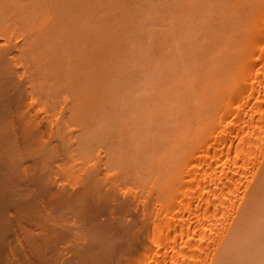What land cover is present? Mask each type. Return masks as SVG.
Segmentation results:
<instances>
[{
  "label": "bare ground",
  "instance_id": "6f19581e",
  "mask_svg": "<svg viewBox=\"0 0 264 264\" xmlns=\"http://www.w3.org/2000/svg\"><path fill=\"white\" fill-rule=\"evenodd\" d=\"M193 1L197 2V0H193ZM227 1L222 4L224 5L228 3L227 5H225L226 7L222 6V8H225L227 10L221 11L225 13L223 16H221L222 18L220 17L219 21L217 20L219 18L217 14H216L217 16H211L213 13H210L209 10H208L209 12L207 11V8L209 9V7L212 4H215L213 0H206L205 2L203 1L204 6L206 5L205 4L206 2L208 4H211L209 6H206V8L203 7L204 10L206 9L205 13L207 11V13L210 14L209 16H211L210 17L211 20H209L208 17L207 18L205 17L207 21L208 20L210 21V23L209 21L208 23L212 24L211 22L213 21L212 18H216L215 20L219 22V23L218 22L216 23L218 24V26L220 25L219 26L220 28L217 27L216 26L217 24L215 25V23L213 22L214 25L212 26L210 25L212 27L211 28L212 31H210L209 29L210 32L207 33L205 31L207 29L206 27L205 30L204 29L202 30L205 32V34L200 35L202 37L197 36L200 34V32H202L200 31L199 34L197 33V30L199 29L197 25L199 24L201 27V22L199 21H201L202 19H201V15L198 13L201 19L198 21V15L196 14L197 15L196 17L194 14L197 12V10H195L196 12L193 10L194 12H191L192 13L191 15H194V16L190 15L192 19L191 18L188 19L187 15H184L186 16L188 20L186 21L191 23L190 25L186 23L188 24L187 31L184 30V28H182L183 31L180 37H178L177 35L178 33H180L179 31L180 28L178 31L176 30L177 33L173 31V33L175 32L174 34H176V36L178 37L177 38L175 36L176 37L175 40H177L178 42L175 41L173 43L172 41L174 40L173 39L174 37L172 36L174 35H172V32L170 30L168 33L170 34L171 32V35H172V36L170 35V37L168 38L169 40L170 38L172 40V41L170 40L172 44L169 42V45H171V47L169 46L168 48V49L171 48L170 50L172 52V56L170 57L172 58L175 55H178L177 54L178 52L175 53V55L173 53L176 52L177 51L176 49H178L179 47L180 49H182V47L184 49H186V47H191V49L189 48L190 50L188 48L187 50L190 51V53L192 54L194 51L199 52V50L203 49V48L200 49V47H204L208 50L207 52L203 50L197 55L194 53L191 56L193 58L192 59L193 63L191 62V59L190 60L184 59V56L187 58L190 56L189 52H186L187 54L184 53V55L182 54L178 55V56L183 57L185 61L182 58L181 60L183 61H181L178 57L176 58V56L173 58L174 61L180 60L186 66L187 64L189 65L191 63L193 67L194 66L196 67V68H193L194 72L198 71L197 69H200V68L202 69L204 65H206L205 61L203 62V60H205L206 57H207L206 58L207 61L209 60L208 56H210L211 53L214 52V50L212 49L218 48L220 46L225 49V52L227 51V53L225 54H227L228 56V62L226 63L225 66L223 65L224 67L219 65V68H220L219 72L222 71L220 73L222 74L221 76H219L218 74L217 75L215 74L216 71L219 69L217 66L218 64L213 65V62L211 60V59H214L215 55L217 54L216 51H215L216 54L213 53L210 56L211 62L209 64H212L210 66H213V68L212 69L210 68V70L215 71L217 69L215 73L214 71L212 73L216 75V76L214 75L215 77L212 76L213 77L212 80L214 82L211 80V78H209L212 75L210 73H209L210 75L208 74L209 70L207 69V67L209 65L207 67L205 66L206 70L202 69L205 71L199 70V73L196 72L195 74L196 76L193 75L194 73L192 74L191 72H188L189 69H191L192 67L189 68L187 66L188 73L184 72V74L185 75L192 74L193 77H190L188 75L190 78H187V80L183 81L182 77L185 78V76H182L183 69L181 70L182 73L179 72L178 70L180 68L178 69L175 68L177 71L173 70V68L170 69L176 63V62L173 63L174 62L173 60L171 62L173 63L172 66H170L171 65L170 62H169L170 64L167 63V65L170 66L169 68L170 70L168 69L166 70V67H169V66L165 65L164 62L167 59L169 60L170 57L168 56L169 58L167 59L165 58L166 60H164V57H167V52H169L168 50H166V52L164 51L165 54H163V52L158 53L160 55V58L156 61V63L155 61L154 62L152 61L154 59L152 57L153 59L151 61L153 62V64H157L158 67L155 66L157 68L155 69L153 68L154 65L151 64L152 66L151 68L154 69L158 77L160 76V74L161 76L162 75L164 76L165 74L169 77L171 74V71L173 72L176 71L174 72L175 74L172 72L171 74L172 79L173 77L174 79L175 78L180 79L181 77L179 81L183 83L182 85L181 84L179 85V83L177 82L179 87L182 86L180 89L177 88L181 90V93H182L181 94L180 91L178 90L179 97L181 94L182 99L181 98H180L181 100L179 99L181 102L179 103V101L178 102L176 101V98L178 96L175 98V100L174 98L172 99L174 102L176 101L175 104L177 105H175L174 102L170 100L171 97L169 98V100L171 101V103L169 102V104L175 105V106L179 105V106L173 110L172 109L173 107L171 105L166 104L167 107L163 108L164 113L166 111L165 115L167 116L168 114V116H170V119L169 117H165L163 111L160 110L162 111L164 115V117L163 115H161L162 120L163 118H166V119L168 118L169 120L168 119H167L168 121L163 120L162 122L161 120H159L160 114L158 113L157 116L154 114L153 117L155 118L156 121H154V119L152 120L154 121V123L156 122L155 124L157 125L151 124V122L149 121L150 123L149 127L154 126L155 128V126H157L154 131L155 133L156 132L158 133L153 134L151 132V134L153 135H150L151 137L149 136V138L147 136L146 139L144 138L145 137L144 136L142 139H143V142L147 141V143L145 144H143L141 139H138L140 143L142 142L141 144L146 145L145 146L146 148L150 147L148 148V150L150 149L149 150L150 153L145 150L146 149L145 147H141V149L139 148L140 150L144 149L147 153L150 154V156L149 155L147 156L146 153L141 155L142 153H139L140 150L139 151L137 150L138 146L139 147L142 146L139 142H137V144L139 145L133 144L134 136L132 138L128 137L130 135L132 136V134L133 135L137 134L138 136L136 137V139L138 137L140 138L142 134L139 136L140 134L139 131L141 132V130H143V127L148 128V122H147L148 118L146 119L147 112L144 113V110H145L144 108H146L145 104L147 105V103L144 102V106H143L144 108L143 110H140V101L132 99L133 98L132 94L135 93V92L134 93L132 92L136 90V88L134 90L126 88L129 91L132 90L130 92V94L132 95V98L130 97L131 96L130 94L129 96L127 93H125L127 94L125 95L126 97H124L123 99L120 98L122 99V102L119 99L117 100L115 99V98H119L120 96L119 94H118L119 96L117 97L116 94L113 93L112 95H115L116 96L115 98L114 96L113 97L110 96L111 89L109 88L110 87L112 88V86L109 87L107 83L111 81L109 80L110 78L108 75L113 72L111 68H110L111 70L108 69L109 71H111V73L108 70L103 69L104 63L109 62L106 59L108 62L105 61L103 63L104 56L99 57V60L101 58L102 61L100 60V63L98 64H100L102 68H100L101 66L97 64V62L99 61L97 60L96 64L98 65V67L95 66L94 70H92V68L94 67L92 64L91 72L95 71L97 78L98 76L99 78L100 76H102L104 79L107 78L106 80H103L102 78H100V80L102 79V81H100V80H97V78L95 77V79L99 82V86L101 85V87H104V89H106L104 91L108 93L110 90L109 92L110 95L109 93L105 94L106 92L100 89L101 87L98 86V82L94 78L93 80L91 79L92 75L89 76V81L87 78L84 79L90 84H88L87 82H85L86 84H84V82H81V83L78 82L81 85L76 84L78 79H75V78H79L81 74L84 76L85 74L83 73L89 70H87V67H86V70L83 69V65L81 69H79L80 68L79 66V68L76 70L77 64L76 66L73 65V61L77 60V59L76 60L73 59V56L75 58L77 54L76 55H73V54H75L78 49L76 50L74 48L76 51L73 54L71 52L72 51L71 49L74 45H76L75 43L77 42L74 39L73 40L75 41V43L74 41L72 42L71 40L70 42L72 44L74 43L72 45L71 43L68 42L69 39H67L71 37L63 38V36L64 37L66 36L65 33H63V31H67V30L61 26L60 22H62V20H59V18L57 19L56 17L57 15L59 16L60 12H57L58 13L57 15L54 12L58 10V9H55L56 7H54V5L56 4L54 0L51 1L53 5L48 3L51 9H53L52 12L54 13L51 12V9L48 5L45 6L47 8V11H46V9L44 8V5H45L44 3H46V1L44 0H42V3L44 2L43 8L41 6L42 3H40L41 1L39 2L40 7L36 5L34 6V7H37V9L35 8V10L37 11H39L38 9L42 8L40 9V11L42 10L43 12V9H45L47 13L46 12L44 14L41 13L44 16V18L40 14L37 15L38 13H40V11L37 14H36V11H34L35 13H33V11H26V12L24 11L23 13H26V14L27 13L29 14L30 12L29 16L28 14L27 15L25 14L26 16H28V17H25V15L21 12L24 8L22 7L20 0H19L20 4H18V0H0V7H1L0 9L5 11L4 12L0 10V264H264V223L260 224L257 227L258 228L257 233L252 231L253 238H254L253 240H247V241L243 240V234L245 233L247 225L249 224L252 214H253L254 201L258 199L262 191V185L264 181V0H227ZM116 2H119V0L118 1L116 0ZM39 3L37 4L39 5ZM115 3H112V4L114 5ZM198 3L194 4L195 7L197 5V7L194 9L199 8ZM218 3H222L221 0L218 1ZM119 4L120 3L115 5L116 8L114 9V11L111 9V14H112V11L114 13L116 10H118ZM8 5L13 7L14 10L12 9V12L9 10L11 7L9 8ZM117 5H118V8H117ZM216 5L218 4L216 3ZM58 6H60V4ZM109 6L106 5L107 9ZM192 6H190L191 8L189 9H193ZM48 9H50V12ZM90 9L88 11H85L87 16L89 15L90 12H92L90 11ZM201 9L202 8H200V10ZM220 9L218 10V12H220ZM92 10L95 11L93 8ZM105 10L106 9H103V13H105ZM204 10L202 12L200 11V13H203V16H206V14L204 13ZM8 11H10L11 14ZM212 11H214V9H212ZM31 12H32V16L34 15V18H35L34 20H36V22H33L34 20L32 22L30 21L29 17L31 16ZM108 12L110 14V10L106 11V13ZM4 13L8 20L7 19L5 20V17L3 16ZM12 13L14 14L12 15ZM92 13L94 14V12ZM154 13H156V11ZM161 13L163 12L161 11ZM35 14L37 15V17H35ZM52 14H53V17L55 18L52 17ZM93 14L90 16H93ZM32 16L31 18H33ZM38 16H41V18L40 17L38 18ZM46 16L48 17L50 16L49 17L50 20L57 19V21L54 20V23H52L53 21H46L48 19V17L47 19H45ZM23 18L24 20H22ZM25 18H27L28 21L25 20ZM41 19H43V22ZM95 19L97 20V18ZM172 19L171 20L174 21L175 18H172ZM206 19L204 21H206ZM39 20H40L39 23L42 22L41 24H44L46 21V25L45 24L40 25L38 23ZM106 20H107V17H106ZM55 21L57 22L56 24L60 23L59 27L58 25L56 26ZM105 21L103 19L100 22L104 23ZM48 22L49 23L51 22L49 26L50 28L52 24L53 25L55 24L54 25L55 27L53 26L54 29L58 27V29H56L57 32L59 31V29L62 30V28H64L65 30L63 29L62 32L60 31L59 32L60 34L59 33L57 34V32L54 33L55 32L54 29L53 30L49 29L50 30L49 31ZM130 22L133 23L134 21H130ZM101 23L96 25L97 27L96 30L100 31L99 33L102 36L101 40H103L104 42L106 41L105 44L108 45V48L111 45V43L108 41L110 40V37H111L112 42H113L112 38L114 39V42H115V39L117 38L115 43L125 41L124 40L125 37L120 39V37L123 35L121 32H120L121 36H119L120 33H118L117 37H115L114 34L112 35L108 34L109 36L106 35L108 33L107 32L108 28L106 27L108 24V20L104 23V25L103 23L101 25ZM194 23H196L197 25ZM118 24L119 22L117 23V26H119ZM38 25H40V27ZM155 25H157L156 22L154 24V27ZM41 26H43V29L45 30V33L42 31L43 34L45 35H48L46 33L54 31L52 32V34L49 33L51 34L50 36H52L53 33L57 34L58 36L60 35L62 36V37L60 36V39L59 38L58 39L56 38V39L59 40V43H61V45L63 42L68 45V46L66 45V49L68 47L67 52L69 55H67V52H66V55L69 58L71 56L70 59L71 60L73 59L72 61L70 59L67 60L66 58L68 57L65 54L61 53V50H63V52L64 50H66L65 47L62 48L61 46L60 51L58 50L59 53L63 54V57L62 56L59 57V55L61 54L53 53L51 49L53 46L49 45L50 42H48L49 40H51L50 39L51 37L48 38L45 35H41L42 34V32L40 31V29H42ZM46 26H47V31L49 32L46 31V28H45ZM132 26L134 25L132 24ZM194 27H196L197 29L195 28L196 29L195 30ZM76 29L73 28L74 31H76ZM102 29L104 31L106 30V33H104ZM120 29L122 28L120 27ZM166 29H169V28H166ZM194 30L196 31L195 33H197V35L194 33L196 36L195 35L193 36H195L196 39H193V38L192 39L197 40L199 39V37L200 39L198 40V42L197 41L194 42L192 40L193 41L192 43V41L187 38H189L188 37L189 32L191 31L190 34H193L192 32H194ZM34 31H35V34H34ZM36 31L39 34H37ZM77 31H76V34H79L78 35V39H79V36L81 37L79 33L80 31L79 32ZM70 33L67 31V34H70ZM100 34L98 36L95 35V39H98V37H101ZM39 35L42 37L43 40H40L41 37ZM57 35L55 36L57 37ZM182 35H186L187 38ZM36 36H39L40 38ZM167 36L168 35L166 34V37ZM190 36L193 37L192 35ZM62 39L63 41H60ZM78 39L77 41L80 42ZM135 39H134V43L136 42ZM185 39L191 42L189 43V41L187 42ZM44 40H47V41L44 42ZM98 40H100V38ZM103 41L101 42L103 43ZM144 41H145V38H144ZM164 41H165V38H164ZM159 42H161V38ZM102 43L99 45L98 43L97 45L94 44L93 47L96 46L97 48L96 47L95 48L97 50L94 49L93 47H90V46L88 47L92 48L91 50H95L98 52L100 51V54H101V51H103L104 48L107 47L104 45L105 47H103L101 50L100 45L103 46ZM161 43H164V42H161ZM178 43H179V46H178ZM197 43H201V44L198 45ZM69 44L71 45V47L69 46ZM188 44L190 45L188 46ZM90 45L92 46L93 44H90ZM41 46L42 47L44 46V47L41 49ZM141 46H144V45L142 44ZM121 47L122 45H119L117 48V51L115 52L114 50V54L116 55V58H115V55L113 53L111 54L110 52V51H113V49L110 50L109 48L110 51L106 50L107 52L111 54L109 55L106 52L107 56L109 55L111 59L108 57L106 58L110 60L114 58L115 60L113 59L112 61L114 63H119L121 60L120 61L117 60V58L119 57L118 49H120ZM220 47L217 49V51L221 49ZM197 48H199V50ZM39 49L41 51H43V49H46V50H44L43 51L44 53H42ZM126 49H124V51ZM162 49H165V48L163 47ZM172 49H174V52L172 51ZM129 50L127 49L128 52ZM160 50H161V47H160ZM85 51H86V48H85ZM49 52L51 54L52 53L55 54L56 56L58 54L57 57L61 58L59 60L60 63L58 62L57 66L55 64L57 57L54 56L56 57L55 58L56 60L53 59L51 57L52 55H48ZM54 52H57L55 51V48H54ZM93 52H91L92 55L95 54V52L94 53ZM134 52L132 51L131 53H134ZM153 52L157 56V53L155 51ZM219 52H222V51L219 50L218 53ZM160 53L166 56L161 57ZM143 54H145V52ZM79 55L80 56L82 55L81 52L80 54L78 52V58H79ZM98 55L96 54L95 56H98ZM102 55L104 54L102 53ZM150 55H148V57L152 56ZM88 56H91L90 52ZM88 56H85V59ZM49 58L50 59L52 58L51 59L52 61H50ZM62 58H65V59L63 60ZM143 58L145 59V57ZM218 58L216 57V60ZM96 59L97 58H95V60ZM133 60L134 58L130 61L133 62ZM186 60L190 61V63L188 62L185 64ZM80 61L84 64V61L82 60ZM85 61H86V64L84 65L86 66L87 64L91 65V63H94V62L89 63L87 60ZM124 61H126V59H124ZM124 61L122 59L123 63ZM201 61L202 63H200ZM51 62L55 64V68H57V70L54 69V66H52L53 63L51 65ZM77 62L78 61H76V63ZM125 63H128V62H125ZM61 64H63V66ZM106 65L104 66V68H107ZM109 65L113 67L112 62ZM178 65L177 66L175 65V66L179 67ZM186 66L184 67L186 68ZM66 67H68L70 70L67 69ZM129 67L131 66H128V69ZM97 68H100L101 72L102 70L103 71L106 70V71L101 73L100 70H98ZM134 68L132 67L131 69H134ZM96 69L98 70L99 73H97ZM128 69H126V71H130L131 73V70H128ZM135 69L137 70V68ZM79 70H82V73ZM121 70H123V68H121ZM68 71H69V74H67ZM72 71L73 72L75 71L76 73L77 71L78 73L80 72L79 74H76V76L77 75H80V76L74 78V76L71 74ZM107 71L109 74L107 73ZM183 71H186V70H183ZM202 72L203 74L201 75ZM205 72H206L207 77L209 76L208 78L206 76H203L205 75L204 74ZM87 73L88 72H86V75ZM120 73H118V75ZM128 73L124 72L123 73L124 77H126V74L127 76L131 77L130 73L129 75ZM137 73H135L134 75H136ZM148 73H151V72H148ZM102 74L103 75L108 74V75H105L106 76L105 77ZM123 74L121 73L119 76H121L122 78ZM143 74L145 76V73H141L142 76ZM197 74L198 75L200 74L202 78L205 77L208 80V81L203 80V83L205 84L206 82V85L204 84L202 85L201 83L202 80L200 81V79H198ZM153 75H154V72H153ZM119 76L118 78H120ZM129 77H126L124 79L128 80ZM153 77L151 78L150 76L149 79H153ZM194 77H196L197 79ZM217 77H218V81H216ZM166 78L167 77L164 76L163 80H165ZM169 78H170L169 80H171V77ZM72 79H75V80L72 81ZM82 79L80 78V80ZM145 79H143L142 81H145ZM91 80L92 81L95 80V81L92 82ZM198 80H199V83L197 82ZM74 81L76 83H74L73 84L74 86H73L72 83ZM122 81L124 80L122 79ZM160 81H157V82H160ZM165 81L168 83L167 80ZM176 81L178 80L176 79ZM209 81L213 83H210ZM95 82L97 83L96 84L97 86L95 85ZM132 82L128 81V84L129 83L130 85L134 84ZM146 82L148 83V81ZM154 82H155V78H154ZM154 82H151V83H154ZM82 83L85 85V87ZM103 83L105 84V86L103 85ZM208 83L211 84V87L214 86L212 87V90L208 89V85H209ZM148 84L144 83V85H148ZM171 84H175V81L172 82ZM90 85H92V87H90ZM123 85L124 84L122 83V86ZM125 85L127 84L125 83ZM156 85L160 86V83ZM199 85H202L203 89H205L204 99H203V93L200 92ZM124 86L123 88H125ZM133 86L134 85H132V88H134ZM140 86H142L143 89L140 88L139 86L138 87L136 86V87L139 89H142L141 91L146 89V87L143 86V84L142 85L140 84ZM186 86H188V88ZM71 87H73V89ZM153 87L154 85H152L150 89V87L148 88L147 86V89H149L148 93L150 90H151V93L152 92L155 93L157 89H153L154 91H152ZM172 87H175V86H172ZM81 88L83 89V91ZM93 88L94 89L97 88L96 90L98 91L99 89V91L97 92ZM107 88L109 90H107ZM165 88L167 89V87H163V90ZM169 89H173V88H169ZM78 90L79 91L81 90V91L79 92ZM87 90H88V93L86 92ZM173 90H175V88ZM191 90L194 94H195L194 91H196V93L198 94L201 93V95H198L200 99L196 94L195 96L192 97V95L190 94ZM94 91L96 93H100L102 91V93L106 95L105 98H103L104 100L102 99V97H104L102 93H101L102 95L99 94L98 96V100L99 98H101L100 99L101 101L99 100L100 103L104 101V104L103 103L101 104H103L106 110L104 107L101 106L99 101L97 103H99V105L101 106V109L98 112L97 110L100 108V106H98L97 103H96L97 105L93 106L92 104L93 99L95 102L97 101V98L95 100L96 96L93 97L94 95H97V94H93ZM137 91H136V94H137ZM89 92L90 93L93 92L92 93L93 95L90 94ZM159 92L162 93L161 91ZM166 92L168 93V91ZM61 93L62 94L67 93V96L70 95L72 97V98L69 97L71 99L70 100L71 104L69 106L70 110L68 107V112H67L69 113L68 118H70L74 122V117L75 118L80 117L75 120L76 122H78L75 124L80 123L79 125L80 127L78 125L75 126V127L78 126L79 128H74V123L70 121V119L68 120V118H65L66 120H68V122H64L65 119H63L64 117L62 118L64 114L61 115L62 107L60 106L62 105L60 103V100L63 104L68 105L67 103H69L68 102L69 98L65 94V97L68 98V101L67 99L65 100V98L63 97L64 95H62ZM74 93H76V95ZM115 93H118V92L116 91ZM148 93L147 92L142 93L143 95L145 94L146 96V97L145 96H142V97L147 99L148 98L147 96L150 95V94L148 95ZM170 93H169V96H170ZM109 96H110V99L112 98L113 100L111 99V102L108 104V103H105V101L109 99ZM154 96L156 97V95ZM154 96L150 95L151 98H153ZM164 96H162V98ZM138 97L140 98V100L143 99L141 101V103L143 104V101L145 99L144 98L141 99L140 96ZM138 97L136 96V98ZM90 98H92V100ZM205 98H206V101L208 102L203 103V101H205ZM62 99L64 101H62ZM124 99L125 100L130 99V102L127 100L123 102ZM195 99L197 101L198 99L199 101L202 100L203 104L201 102L198 103ZM85 100L87 101L85 102ZM115 100L118 101L119 103L117 102L116 104ZM133 100H135L136 102H139V105H136V103L134 104L135 101ZM157 100H158V97H157ZM57 101L60 103V106ZM153 101L157 102L156 100H153ZM191 101H196L199 106L193 107V105L190 104ZM95 102L93 103L95 104ZM126 102L133 103L134 106H132L133 104L129 105ZM52 103L54 105L55 110L58 109L57 111H55L56 113L53 112L55 113V115H57V117H55V115L52 114L51 112L52 111L51 108H53ZM125 103L129 106H127ZM164 103H165V100H164ZM106 104L109 106H107ZM118 104L119 106H124V107L118 108L116 106ZM55 105L56 106L58 105L61 108V110H59V107L58 106L56 107ZM203 105L205 106V108ZM130 106L133 108L131 109ZM136 106L139 108H137ZM152 106L154 107L155 105L153 104ZM202 106L204 109V111L202 110L203 112H201ZM115 107H117V109H115ZM148 107H149V104H148ZM157 107L156 109H158ZM83 108L87 110L86 113L88 114L85 113V110ZM124 108H127L128 110ZM168 108H171V109H169L168 111L166 110ZM100 111L102 112L104 111V113L106 114V117H105V114ZM110 111L112 115L110 114ZM137 111H139V113L141 112L143 114H146L145 115L146 117H144L143 119L141 116L143 114L141 113L135 114V112ZM152 111L150 110L148 113L150 112L152 113ZM43 112L44 113L49 112L48 113L49 115L52 114L54 116H51L50 118L48 117V115H46V113L44 114ZM83 112H84V115H83ZM40 113H43L44 116L46 115V118H49V119L45 118L46 119L45 120L44 118H42L43 116ZM59 113L61 116H59ZM169 113L171 114L169 115ZM85 114L86 116L88 115L86 118L88 120L83 119V117L85 118ZM89 114L90 115L92 114V117L90 118L91 119L94 118L95 120L93 119L92 121L88 122L89 120H91L90 118H88L90 116ZM107 114L109 115L107 116ZM172 114L174 117L173 116L171 117ZM137 115L138 116L140 115V116L138 117ZM152 115L148 114V117L149 116L152 117ZM58 116L60 117V119L58 118ZM136 116H137V119H136ZM100 117L101 119H98ZM107 117L110 119H108ZM125 117L126 119L122 120V118H125ZM151 117L149 118L151 119ZM156 117L158 118L159 121L156 119ZM54 118L56 119L58 118V121L53 120ZM130 118H132L131 121H129ZM133 118L135 119V121H137V123L134 121V123H136L134 127H136L137 124L140 123V125L142 126V129H140L139 126L134 128L132 125H130V122L134 120ZM97 119L100 121L102 128L101 126L100 127L98 126L100 124ZM103 119L105 120L104 122L107 123L106 124V127H108L106 128L107 131L114 130L116 132V133L115 132L113 133V131H110L109 138L112 137L111 138L112 140L109 139L110 141H108L109 143L107 144H105L106 142L104 143L105 140L103 142L102 140H100L101 138L100 133L102 132V129L105 128L103 127L105 126L103 125L104 123L103 124L101 123V120ZM44 120L46 122L47 120H50L51 123H54V121H57L58 126L56 125V127L54 126L56 123L51 125V123H48L50 121L47 122L49 125L52 126L50 128L52 129L51 132H47L48 134H50V136H48V134L46 133V131H49V130L46 129L45 132L43 131L44 130L43 126L45 127ZM60 120H63L62 123H60L61 122ZM108 120L112 121L113 125L111 124L112 122H109ZM118 120H119V124H120V121H121V124L123 122L122 125L120 124L121 125L120 127L122 128L121 129L119 128V129L121 131V134L124 136V139H123V136L121 135L120 139L117 136L118 139L115 137L117 140L113 141L114 135L119 134L116 131L118 130L119 126L114 125L116 124L115 121L117 122ZM145 120H146V123H145ZM124 121H127L129 123H125ZM70 122H72V124ZM82 122H83V125H82ZM159 122H161L162 124ZM18 123L20 124V126H22V130L19 129L20 127L18 126ZM134 123L132 122L133 125ZM143 123H144V126H143ZM59 124H62V125H59ZM72 125H73V128H71ZM129 125L130 127H128ZM15 126H17L20 133L22 131L23 133L22 136L24 135L23 137H25V138L23 137L22 138L23 139L27 138L26 140L28 142V145H32L34 141L35 142L33 145H35L36 142L37 144L40 143V145H42L41 146L42 150L40 149L41 151H43L46 147H52L50 148L51 150L49 148H46V149H49L50 151L45 150L42 152L43 155L48 153L50 156L52 155L55 156V158L54 157L52 158V157H49L48 155H44L49 158L48 161H50L51 158L53 159L51 162L56 161V160L59 161L60 159H56V156H58L56 155V153L58 151H61V154L67 155V152L69 150L70 151L69 155L71 156L68 157L67 159L69 160L70 158L72 159L70 160L72 161L70 162L71 164L69 163V160L67 162V159L65 162L61 160L63 161V163L61 164H64V166H60L59 169L57 168V166H55L58 169V171L56 168L53 167L54 169H56V170L53 169L54 172L56 173L57 171L58 173H56V175L55 174L51 175L50 173H53V171L52 169H50L51 171L48 169L51 166L50 165L48 167V165L51 163L45 165L48 162L47 161L48 158L45 160V162L47 161L45 163V162H41L42 160H44V159H41L43 158L41 157L39 158V162L42 163L41 165L42 168L39 166L41 168L40 170L36 166V169L38 168V171L39 170L41 171L38 173L44 172L42 173V175L37 174V173L36 175L35 174L36 169L35 170L33 169L34 170L33 171L30 168L32 172L30 171L27 172V173H30L29 176L28 174L25 175L26 174L25 172L24 175L20 176L19 174L16 177L15 175H17V173L22 168V167L19 168V171L15 172L18 169L17 166L19 164L22 165V161H24L28 157L33 156L31 154L34 151L31 150L27 158L22 157L23 159H20L19 156H16V155H19L18 153L23 151V149L21 151V148L25 142H23V144H21L22 143L21 142L19 143L21 146L20 151L17 150L18 151L17 153V151L15 150L16 154L12 153L14 152L12 151V149L13 150L17 149L19 146L17 142L18 138L17 140H15V138L17 137V133H15L14 131L16 129ZM123 126H125V128ZM11 127H12L13 132L12 130H10ZM99 128H100V132L98 131ZM138 128L140 130H138ZM106 129L103 131L105 132ZM123 129L125 130V132L123 131ZM129 129L130 131H132V133L130 132L131 133L130 135L128 131ZM132 129H136V132H138L139 134L134 132L135 130H132ZM144 130L146 129L144 128ZM10 131L11 133H15L14 134L15 137L13 135L14 139L12 136H10L12 135L11 133H9ZM147 131L148 130H146V132ZM149 131H153V129ZM104 132H102V134ZM43 133H46L48 138L50 137L52 140H50V138L49 140H47L48 139L47 136L45 134L43 135ZM142 133L146 134L145 132H142ZM161 134L162 135L165 134V135L161 136ZM156 135L159 138L161 136V138L160 139L157 138ZM45 136L47 138L46 139L47 141L42 139ZM99 136L100 138H98ZM106 136H107V133L104 137L105 139L108 138ZM152 136L154 137L152 138ZM104 138L102 136V139ZM121 139H122V144L121 142H118V140L120 141ZM147 139H149L150 142ZM13 140H15V142ZM20 140L22 139H19V142ZM36 140H38L39 143ZM53 140H55L54 143L50 145L49 143H51ZM42 141L44 142L41 143ZM129 142H131V145L133 144L135 147L132 145L130 146L131 148L129 147L128 149L126 146L130 145ZM37 144L35 146L39 147L40 145H37ZM123 144L125 146H123ZM28 145L26 144L27 147H30ZM107 145L108 147H105ZM117 145H118V149L116 150L115 147H117ZM14 146L17 148H14ZM119 147L124 149L123 152H122V149L121 150L119 149ZM132 147H134V149ZM125 148H127L126 153H130L131 151V154H124ZM35 150H36L35 152L36 154L34 153L33 154L36 157V155L38 154V151L40 150L36 148ZM64 150L66 153H62ZM46 151L48 152L45 153ZM27 153L24 154L23 152L22 154L26 156ZM135 153H138L139 155H141L139 156L136 154L137 156H139L138 158H140V160L137 158ZM72 154L74 155L72 156ZM13 156H16L17 159L19 158L20 160H22L20 162V160L18 159L19 164H17V166H15L16 158L15 157L13 158ZM33 157L31 158L33 159ZM61 157L66 158L64 157V155ZM76 159H78V161ZM137 160L139 162H137ZM74 161L79 165L78 167V165L75 164V166L78 168L74 166ZM26 163L27 162H25L24 166H27ZM29 164L30 163H28L27 170H29ZM52 165L59 166L60 164H52ZM70 165L72 166L70 167ZM80 165L82 167L81 169H80ZM31 166L33 167L32 164ZM75 168H76V171L74 170ZM23 169H21V174H23L22 173ZM24 170L26 171V169ZM46 170H49L47 171L48 175L46 173ZM12 172H15V174ZM33 172H34L33 174L34 176L32 175ZM57 177L59 178V180ZM60 180L64 181L65 184L69 183L68 184L69 187L71 184H73L72 185L73 187L71 186L72 188H69V187L67 188L64 182L62 184ZM70 180L71 181L74 180V181H72L71 183L69 182ZM74 183L76 184L79 183L80 186L78 187V184H77L76 187L78 188H74L75 186ZM31 185L37 187L35 192H33V190H30L33 193L29 191ZM32 189H35V188H32ZM102 218L104 219L102 220ZM82 227L86 229L84 230L82 229Z\"/></svg>",
  "mask_w": 264,
  "mask_h": 264
},
{
  "label": "rangeland",
  "instance_id": "374dc122",
  "mask_svg": "<svg viewBox=\"0 0 264 264\" xmlns=\"http://www.w3.org/2000/svg\"><path fill=\"white\" fill-rule=\"evenodd\" d=\"M20 1H21L20 3H21V5H22V7L24 8V9L21 11L22 13H23L24 11H25V12H26V11H33V13H35L34 11H36V14H37V13L40 11V9L43 8V5H44V4H45V5H44V8L46 9V11H47V8H46L45 6L48 5V3L53 5V3L51 2V1H53V0H50V1H49V0H44V1H46V3L43 2L44 4L42 3V0H20ZM40 1H41V2H40ZM111 1H112V0H110V1H109V0H108V1H106V0H94V1H93V0H57V1H55V0H54V2L56 3V4L54 3V4H55L54 7H56L55 9H58L57 11H54V12L56 13V15L58 14L57 12H60L59 16H58V15H57V16L55 15V16L57 17V19L59 18V20H62V22H60L62 27H64L69 33L72 31L70 34H67V31H63L64 28H62V30L59 29L58 32L56 31V29H58L60 23L58 22L59 24H56V23H57V22H56L57 19H53V18H55V17H53V14H52V17H53V18L51 17L53 20H50V18H49L51 15H50L49 17L46 16L45 19H47V17H48V19H47L46 21H53L52 23H54V20H56V21H55V24H56V26L58 25V27L54 29V27H55L54 25H55V24H54V25L52 24V25H51V28H52L53 26H54V27L51 29V28L49 27L50 24H51V22H50V23L48 22V23H49V25L47 24L48 27H49L48 30H49V29H50V30H53V29H54L55 32H54V31H52V32H54V33L57 32V34H58L60 31H61V32L63 31V33H65V35H66L65 37L63 36V38H66V37H71V38H72V36H73L72 39H71V38H67V39H69V41L67 40L69 43H71V42H70L71 40H72V42H73L74 40L77 42V43H75V41H74V43H75L76 45H74L75 47L73 46L72 49H71V50H72V51H71L72 54L78 49V50L76 51V53L73 54V55H76V54H77V55L75 56V58H74V56H73V59H75V60L77 59L76 61H78V62L76 63V61H73V65L76 66V64H77V66H76V67H77L76 70L79 68V66H80L79 69H81V68H82V65H83V69L86 70V67H87V70H89V71H86V72H88L89 74L87 73V75H86V72L83 73V74H85V75H84L85 77H84L82 74H81V76H80V75H77V76H76V74H79L80 72L82 73V70H83V69H82V70H79V71H80L79 73H78V71H77V73H76L75 71H74L75 73L72 71L71 74L74 76V78L80 76L79 78H75V79H78V80H77V83L74 81V82L72 83V85H73L74 83L81 85V84H80L81 82H84V84H86L85 82H87V81L84 80V79L87 78L88 81H89V76H90V75H92V78L90 77L92 80H93V78L95 79V77H96V74H95V73H96V72H95V71H92V72H91V66H92V64H93V66H94V67L92 68V70H94L95 66L98 67V65H100V64H98V63H100V60H101V58H100V60H99V57L104 56V58H103V60H104L103 63H104L105 61L108 60L109 62H108V61H107V62H108L109 64H111V62H112V66H113V67H111V65H109L108 63H104V66H105L106 64H108V65H106L107 68H104V66H103V69L108 70V69L111 68V69H112V72H113V73H111V71L108 70L111 74H109L108 71H107V73H108L109 75H108V74H105V75H108V76H109V78H110L109 80H111L110 82L112 83V84H111L110 82L107 83L109 87L112 86V88H111V87L109 88V89H111V92H110V90L107 88V90H109V92L111 93V95H110V93L108 92L109 95L112 96V97L114 96V98H115L116 96L118 97V96L120 95L119 98H115V99H116V100L119 99V100H121V102H122V99H123L124 97H126L125 95H127V94L129 95L130 92L132 91V90L129 91L128 89H133V90H134V89L136 88V90H134V91L132 92V93L135 92L134 94H132V95H133V98H132V95H131V94H130L131 96H130V95H129V96H130L132 99H135V100H137V101H140V110H143V108H144V107H143V106H144V102L147 103V105L145 104V107H146V108H144V109H145V110H144V113L147 112V117L145 116L146 114H143V113H141V112H140V113L144 115V116L141 115L143 119H144V117H146V119L148 118V119H147V122H148V128L143 127V130H141V132L139 131L140 134H139L138 132H136V129H132V130H135L134 132L138 133L139 136L142 134L141 137H140V138L138 137L137 139H136V137H137L138 135H137V134H134V135L132 134V136H131L130 134L132 133V131H130V129L128 130L130 136H128V134H127V136H128V137H131V138L134 136V137H133V139H134L133 144L135 145V144H137V142H139L138 139H141L142 142H143V139H142V138H143L144 136H145L144 138L146 139L147 136H148V138H149L150 135H153V134L155 133L154 130L156 129L157 126H155V128H154V126H153V127H149V126H150V125H149V124H150L149 121L151 122V124L157 125V124H155L156 122L154 123V121H156L155 118L153 117L154 114L157 116L158 113H159V114H160V116H159L160 119H159V120H161L162 122H163V120H167V119H168V118H167V119H166V118H163V120H162V118H161V115H163V113H164L163 108L167 107V105L169 104V102L171 103V101H173V100H172L173 98H174V100H175V98L178 96V92H179V91H180V93H181V90H179V89L182 87V86L179 87V85H180V84L182 85V83H183V82H180V81H179V80L181 79V77H180V79H179V78H175V79H174V77H173V79H172V75H171V74H172L173 71H171V74H170V76H169V77H171V80H173V81H171V80H169L170 78H169L167 75L164 74V76L167 77L165 80H167V81L169 80V81H170V82L168 81V83H169V85H168V83H167L165 80H163L164 76H163V75H162L163 77L161 76V74H160L161 72L159 73V74H160L159 77H158L157 73H155V71H154L153 68L157 69L155 66L158 67V65H157V64H153V62L155 61V63H156V61L160 58V55H159L158 53H159V52H163V54H165L166 50L169 51V52H167V57H164V60H166L167 58H169L170 56H172V52H171V50H170L171 48L168 49L169 46L171 47V45H169V42L172 44V42L174 43L175 41H177V40H175L177 36H176V34H174V33H175V32L177 33V31L179 30V28H180V30H179L180 33L177 34L178 37H180V35H181L182 31H183L182 28H184V30L187 31V28H188L187 26H188V24H189V25L191 24L190 22H187V21H188L187 18H188V19L191 18V17H190V15L192 14L191 12H194L195 10H197V12L195 11L196 13H194V14H195L196 17H197V15H198V21L201 20V19L204 21L207 17H208L209 20H211V19H210L211 16H217V15L219 16V18L217 17V18H218L217 20L219 21L220 17L223 16L224 13H225V12L223 13V12H221V11L227 10V9H225V8H222V6L226 7L225 5H227L229 2H228L227 0H224V1L221 0L222 3H218V1H220V0H217V2H216V0H213V2H214L215 4H212V5H211V4H208V3L206 2V3H205L206 5L204 6L203 3H204L206 0H197V2H196V1H193V0H119V2H116V0H113L114 2H113V1L111 2ZM117 1H118V0H117ZM171 1H172V2H171ZM182 1H183V2H182ZM191 1H192V2H191ZM199 1H201V2H199ZM203 1H204V2H203ZM226 1H227L228 3L222 5V4L225 3ZM39 2L42 3V5H41L42 8L38 9L39 11H37V10H35V8L37 9V7H34V6L36 5V6H39V7H40V3H39ZM92 2H93V4H92ZM106 2H107V3H106ZM115 2H116V3H115ZM186 2H187V3H186ZM198 2H199V3H198ZM208 2H209V1H208ZM20 3H19V0H18V4H20ZM37 3H39V5H38ZM94 3H95V4H94ZM112 3H115V4L113 5ZM118 3H120V4H119V8H118V5H117L118 10H116V11L113 13L114 9L116 8L115 5L118 4ZM190 3H192V4H190ZM197 3H198V7H199V8L194 9V8L197 7V5H196V7H195L194 4H197ZM211 3H212V2H211ZM216 3H217L218 5H216ZM16 4H17V2H16ZM59 4H60L61 7L58 6ZM68 4H69V5H68ZM110 4H111V5H110ZM219 4H220V5H219ZM106 5H107V6L110 5L112 8L109 6L108 9H107ZM182 5H183V6H182ZM192 5H194V6H192ZM209 5H211V6L209 7V9L207 8V11L209 10L210 13H213L211 16H209L210 14L207 13V11H206V13H205V10H206V9H205V10L203 9V7L206 8V6H209ZM8 6H9V5H8ZM16 6H17V5H16ZM48 6H49V5H48ZM57 6H58V7H57ZM167 6H168V7H167ZM186 6H187V7H186ZM190 6H192L193 9H189V8H191ZM200 6H202V7H200ZM217 6H218V8H217ZM10 7H11V6H9V8H10ZM19 7H20V6H19ZM49 7H50V6H49ZM52 7H53V6H52ZM113 7H114V8H113ZM214 7H215V8H214ZM219 7H220L221 9H223V10H221ZM0 8H1V7H0ZM2 8H3V7H2ZM90 8H91V9H90ZM92 8H93L95 11H93ZM121 8H122V9H121ZM173 8H174V9H173ZM200 8H202V9L200 10ZM5 9H7V8H5ZM12 9H13V7H11L9 10L12 12ZM45 9H43V12H42V10H41L40 13H38L37 15H39V14L42 15L41 13L44 14V13L46 12ZM50 9H51V7H50ZM50 9H48L49 12H50ZM81 9H83L84 11L81 10ZM89 9H90V11L94 12V14H93L92 12H90L89 15L87 16L85 11H88ZM103 9H106V10H105V13H106V11H109V10H110V14H109V12L106 13V14L103 13ZM111 9L113 10V11H112V14H111ZM168 9H169V10H168ZM185 9H186V10H185ZM212 9H214V11H212ZM219 9H220V12H218ZM0 10H2V9H0ZM13 10H14V9H13ZM17 10H18V9H17ZM52 10H53V9H51V12H52ZM165 10H166V11H165ZM182 10H183V11H182ZM193 10H194V11H193ZM203 10H204V13L206 14V16H203V13H200V11L202 12ZM2 11H4V10H2ZM10 11H8V12L11 14ZM19 11H20V10H19ZM155 11H156V13H154ZM161 11H162L163 13H161ZM209 11H208V12H209ZM4 12H5V11H4ZM54 12H52V13H54ZM81 12H82V13H81ZM84 12H85V13H84ZM152 12H153L155 15H154ZM167 12H168V13H167ZM174 12H175V13H174ZM214 12H216V13H214ZM226 12H227V11H226ZM9 13H7V14H9ZM15 13H16V12H15ZM19 13H20V12H19ZM22 13H21V14H22ZM46 13H47V12H46ZM80 13H81L82 15H81ZM87 13H88V12H87ZM151 13H152L153 15H152ZM166 13H167V14H166ZM171 13H172L173 15H172ZM198 13L201 15V19H200V16H199ZM221 13H222V14H221ZM1 14H2V13H1ZM13 14H14V13H12V15H13ZM21 14H20V15H21ZM23 14L25 15L26 13H23ZM23 14H22V15H23ZM27 14H28V13H27ZM27 14H26V15H27ZM29 14H30V12H29ZM29 14H28V16H29ZM36 14H35V17H37ZM50 14H51V13H50ZM92 14H93V16H90V15H92ZM141 14H142V15H141ZM150 14H151V15H150ZM188 14H189V15H188ZM196 14H197V15H196ZM216 14H217V15H216ZM219 14H221V15H219ZM26 15H25V17H28V16H26ZM45 15H47V14H45ZM168 15L170 16V18H169ZM176 15H177V16H176ZM184 15H187V18H186V16H184ZM3 16L5 17V20H6L7 18H6L5 13L3 14ZM7 16H8V15H7ZM31 16H32V12H31ZM31 16H30L29 18H30V21L32 22L35 18H34V15L32 16L33 18H31ZM42 16H43V15H42ZM89 16H90V17H89ZM133 16H134L135 18H134ZM140 16H141V17H140ZM166 16H167V17H166ZM179 16H180V17H179ZM188 16H189V17H188ZM191 16H194V15H191ZM10 17H12V16H10ZM10 17H8V18H10ZM22 17H23V16H22ZM39 17L41 18V16H38V18H39ZM84 17H86L87 19L84 18ZM88 17H89L90 19H89ZM93 17H94V18H93ZM106 17H107V20H108V24H107V26H106V27L108 28V31H107L108 33H107L106 35H108V34H110V35L114 34L115 37H117L118 33L121 32L124 36H123V35L121 36V33H120V35H119V36H121L120 39H122L123 37H125V39H124L125 41H121V42H117V43H115L117 38L115 39V42H114V39L112 38V40H113V42H112V41H111V37H110V40H108V41L111 43V45L109 44L110 47H111V46H112V47H111V48L109 47V48H110V50L113 49V51H110V50H109L108 45L105 44L106 41L104 42L103 40H101V39H102V36H101V34L99 33L100 31L96 30V29H97L96 25H98L99 23H101L100 21H102L103 19H104V21H105V20H106ZM108 17H109V18H108ZM160 17H161V18H160ZM183 17H184V18H183ZM205 17H206V18H205ZM29 18H28V19H29ZM43 18H44V16H43ZM63 18H64V19H63ZM83 18H84V19H83ZM95 18H97V20H96ZM172 18H175L174 21H172V20H173ZM185 18H186V19H185ZM221 18H222V17H221ZM157 19H158V20H157ZM160 19H161V20H160ZM166 19H167V20H166ZM171 19H172V20H171ZM181 19H182V20H181ZM191 19H192V18H191ZM191 19H190V20H191ZM212 19H213V21H211L212 24H209L210 21L208 20V21H209V23H208L207 19H206V21H204V22H203L202 20L199 21V22H201V27H200L199 24H198V25H199V26H198L196 23H194V24L197 25V27H199V29L197 30V33L199 34V32L202 31L203 29L205 30L206 27H207V29H206L205 31H206L207 33L210 32V31H212V30H211V28H212L211 26L214 25V23H215V25H216V24H217L216 22H218L217 20H215L216 18H212ZM7 20H8V19H7ZM22 20H24V18H23ZM25 20H27V18H25ZM41 20H42V22H43V19H41ZM92 20H93V21H92ZM94 20H95V21H94ZM107 20H106V21H107ZM136 20H137V21H136ZM178 20H179V21H178ZM186 20H187V21H186ZM214 20H215V21H214ZM27 21H28V20H27ZM46 21H45V23H44L45 25H46ZM106 21H105V22H106ZM130 21H134V22L131 23ZM154 21H155L156 24H157V25H155V27H154V24H155ZM221 21H222V20H221ZM17 22H18V21H17ZM31 22H30V23H31ZM33 22H36V20H34ZM39 22H40V20L38 21V23H39ZM42 22H41V23H42ZM81 22H82V23H81ZM105 22H104V23H105ZM118 22H119V24H118L119 26H117V23H118ZM135 22H136V23H135ZM168 22H169V23H168ZM196 22H197V21H196ZM213 22H214V23H213ZM15 23H16V22H15ZM28 23H29V22H28ZM41 23H39V24H40V25H44V24H41ZM62 23H63V24H62ZM77 23H78V24H77ZM102 23H103V22H102ZM102 23H101V25H102ZM104 23H103V25H104ZM170 23H172V24H170ZM175 23H176V24H175ZM184 23H185V24H184ZM186 23H188V24H186ZM203 23H204V24H203ZM218 23H219V22H218ZM220 23H221V22H220ZM16 24H17V23H16ZM76 24L78 25L79 28L77 27ZM132 24H133L134 26H132ZM169 24H170L173 28H172ZM180 24H181V25H180ZM202 24H203V25H202ZM206 24H207V25H206ZM208 24H209V25H208ZM33 25H34V24H33ZM40 25H38V26L40 27ZM135 25H136V26H135ZM165 25H167V26H165ZM177 25H178L179 27H178ZM182 25H183V26H182ZM184 25H185L186 27H185ZM196 25H195V26H196ZM204 25H205V26H204ZM210 25H211V26H210ZM15 26H16V25H15ZM18 26H19V25H18ZM75 26H76L77 29L75 28ZM140 26H141V27H140ZM163 26H164V27H163ZM168 26H169V27H168ZM202 26H203V27H202ZM209 26H210V27H209ZM216 26L219 27L220 25L218 26V24H217ZM41 27H42V29L39 28L40 31H41V32L43 31V32L45 33V30L43 29V26H41ZM99 27H100V25H99ZM120 27H121L122 29H120ZM190 27H191V26H190ZM208 27H209V28H208ZM37 28H38V27H37ZM45 28H46V31H47V26H46ZM71 28H72V29H71ZM73 28L76 29V31H77V30L80 31V32L77 31V32H79L80 35H81V37L79 36V39H78V35H79V34H76V31H74ZM107 28H106V29H107ZM133 28H134V29H133ZM166 28H169V29H166ZM177 28H178V29H177ZM195 28H196V27H194V29H195ZM201 28H202V29H201ZM213 28H214V27H213ZM219 28H220V27H219ZM65 29H64V30H65ZM68 29H69L70 31H69ZM80 29H81V30H80ZM98 29H99V28H98ZM103 29H104V28H103ZM103 29H102V30H103ZM118 29H119V30H118ZM140 29H141V30H140ZM173 29H174V30H173ZM181 29H182V30H181ZM189 29H190V28H189ZM189 29H188V30H189ZM196 29H197V28H196ZM196 29H195V30H196ZM200 29H201V30H200ZM209 29H210V31H209ZM214 29H215V28H214ZM214 29H213V30H214ZM217 29H218V28H217ZM50 30H49V31H50ZM100 30H101V29H100ZM117 30H118V31H117ZM167 30H168V31H167ZM169 30L172 32V35H174V36L171 35V32H170V34H168V33H169ZM176 30H177V31H176ZM195 30H194V32H192L193 34H190V32H191L192 30L189 32V36H188V34H187V36H188L189 38H187L186 35H182V36H185L187 39H189V40L192 41L193 39H196L195 36L197 35V33H195V32H196ZM215 30H216V29H215ZM49 31H47V32H49ZM97 31H98V32H97ZM173 31H175V32L173 33ZM38 32H39V30H38ZM43 32H42V34H41V33H40V34H41V35H45V34H43ZM52 32H49V33L52 34ZM103 32L106 33V30H105V31L103 30ZM36 33H37V31H36ZM49 33H46V34H48V35H45V36H47L48 38L51 37V38H50L51 40L48 41V42H50L49 45H52V46L55 48V51H57V52H54V48L51 46V47H52L51 49H52L53 53H55V54H56V53H58V54L63 53V54L66 55V52H67V49H68V47H67V49H66V45H67V44L63 42L62 45H61V43H59V40H57L58 38L60 39V36H61V35L58 36L57 34H54V33H53V35L50 36L51 34H49ZM98 33H99L100 36H101V37H98V39L100 38V40L95 39V35L98 36V35H99ZM145 33H146V34H145ZM194 33H195L196 35H195ZM34 34H35V31H34ZM37 34H39V33H37ZM37 34H36V35H37ZM59 34H60V33H59ZM140 34L142 35V37H141ZM143 34H145V35H143ZM164 34H165V36H164ZM166 34L168 35L167 37H166ZM204 34H205V32L202 31V32H200V34L197 35V36L204 35ZM55 35H57V37H56ZM76 35H77V36H76ZM103 35H104V34H103ZM170 35H171L172 37H174V38H173V39H174L173 41H172L171 38H170V40H171L172 42L168 39V38L170 37ZM190 35H192V36L195 35V36L191 37ZM39 36H40V35H39ZM39 36H36V37H39ZM45 36H44V37H45ZM108 36H109V35H108ZM108 36H107V37H108ZM144 36H145V37H144ZM162 36H163V37H162ZM175 36H176V37H175ZM34 37H35V35H34ZM34 37H33V38H34ZM40 37H41V36H40ZM40 37H39V38H40ZM61 37H62V36H61ZM91 37H92V38H91ZM93 37H94V38H93ZM112 37H113V36H112ZM115 37H114V38H115ZM132 37H134V38H132ZM178 37H177V38H178ZM200 37H202V36H200ZM200 37H199V39H200ZM45 38H46V37H45ZM48 38H47V39H48ZM56 38H57V39H56ZM75 38H77L80 42H78L77 39H75ZM105 38H106V37H105ZM118 38H119V37H118ZM129 38H130V39H129ZM135 38H136V39H135ZM144 38H145V41H144ZM160 38H161V42H164V43L159 42V41H160ZM164 38H165V41H164ZM192 38H193V39H192ZM197 38H198V37H197ZM73 39H74V40H73ZM134 39H135V41H136V42H135L136 44L134 43ZM141 39H142V40H141ZM157 39H159V40H157ZM162 39H163V40H162ZM187 39H185V40L187 41ZM199 39H197V40H193V41H194V42H195V41L198 42ZM40 40H43L42 37L40 38ZM52 40H53V42H52ZM65 40H66V39H65ZM189 40H188V41H189ZM46 41H47V40H44V42H46ZM60 41H63V39L60 40ZM95 41H96V42H95ZM101 41H103V43H102ZM132 41H133V43H132ZM139 41H140V42H139ZM148 41H150V42H148ZM188 41H187V42H188ZM191 41H189V43H190ZM193 41H192V43H193ZM48 42H47V43H48ZM51 42H52V44H51ZM65 42H66V41H65ZM68 42H67V43H68ZM99 42H100V43H99ZM129 42H130V43H129ZM158 42H159V43H158ZM177 42H178V41H177ZM200 42H201V41H200ZM74 43H73V44H74ZM97 43H98V45L101 44V43L103 44V46L100 45L101 50H102L103 47L107 46V47H105L106 49L104 48V50L101 51V54H100V51L98 52V51H95V50H91L92 48H90V47H93L94 44L97 45ZM139 43H140V44H139ZM148 43H149V44H148ZM160 43H161L162 45H161ZM201 43H202V42H201ZM201 43H197V44L200 45ZM42 44H44V43H42ZM63 44H64L65 46H64ZM71 44H72V43H71ZM73 44H72V45H73ZM90 44H93V45L91 46ZM125 44H126V45H125ZM134 44H135V45H134ZM142 44H143L144 46H141ZM158 44H160V45H158ZM163 44H164V46H163ZM40 45H41V43H40ZM46 45H47V44H46ZM104 45H105V46H104ZM119 45H122V47H121L120 49H118V51H119V57H118V58H119V59L117 58V60H119V61L121 60V61L119 62L120 64H119V63H114V62L112 61L114 58H113L112 60H110L111 58H110V56H109V55H111L112 53L114 54V50H115V52L117 51V48H118ZM174 45H175V44H174ZM189 45H190V44H188V46H189ZM198 45H197V46H198ZM61 46H62V48L65 47V49H66V50H64L65 53L63 52V50H61V53H59V51H60V47H61ZM67 46H68V45H67ZM69 46L71 47L70 44H69ZM88 46H90V47H88ZM133 46H134V47H133ZM147 46H148V47H147ZM172 46H173V45H172ZM176 46H177V45H176ZM178 46H179V43H178ZM197 46H196V47H197ZM43 47H44V46H43ZM43 47L41 46V49H42ZM48 47H49V46H48ZM95 47H96V46H95ZM95 47H93V48L96 49L97 47H96V48H95ZM146 47H147V48H146ZM160 47H161V50H160ZM163 47H164L165 49H162ZM174 47H175V46H174ZM198 47H199V46H198ZM219 47H220V46H219ZM219 47H218V48H219ZM39 48H40V47H39ZM45 48H47V47H45ZM74 48H75L76 50H75ZM83 48H84V49H83ZM85 48H86V51H87V52L85 51ZM100 48H99V50H100ZM107 48H108V49H107ZM126 48H127L128 50H129V49H131V50H129V52H128ZM150 48H151V49H150ZM166 48H167V49H166ZM175 48H176V47H175ZM187 48H188V49H189V48L191 49V47H186V49H184L183 47H182V49H180V47H179L178 49H176L177 51L175 50L176 52H174V49H172V51L174 52V53H173L174 55H175V53H177V52H178V53H177L178 55H179V54H180V55H181V54L184 55V53H186V52H189V53H190V51H188ZM201 48H203V49H202V50H199V48H197V49L199 50V52H195V51H194L193 54L195 53V54L197 55L198 53H200V52L203 51V50L206 51V52L208 51V50H207L206 48H204V47H200V49H201ZM218 48H215L216 50H215V49H212V50H214V52H213L214 54L217 53V54L215 55L214 59H211V58H210V56L213 54V53H211V55L208 56V59H209L208 61H209V62H208L207 59H206L207 57L205 58V60H203V62L205 61L206 65H204V67H203V66H201V67H203L202 69H205V70H206V67L209 65V66L207 67V69L209 70V71L207 70V71H208V74H209V73L212 74L213 71H214V70H213V71L210 70V68H211V69L213 68V66H210V65H212V64H209V63L211 62L210 59L212 60L213 65L218 64V65H217L218 68H219V65L222 66V67H224V66L226 65V63L228 62V56H227V54H225V53H227V51L225 52V49H224L223 47H220L221 49H219V50L222 51V52H219V53H220V54H219V53H218L219 50L217 51ZM69 49H70V48H69ZM124 49H126V50L124 51ZM139 49H140V50H139ZM146 49H147V51H146ZM190 49H189V50H190ZM194 49H195V48H194ZM222 49H223V50H222ZM39 50H40V49H39ZM44 50H46V49H43V51H44ZM47 50H48V49H47ZM58 50H59V51H58ZM73 50H74V51H73ZM96 50H97V49H96ZM106 50H109V51L111 52V54H110L109 52H107ZM143 50H145V51H143ZM149 50H150V51H149ZM157 50H158V52H157ZM162 50H163V51H162ZM179 50H181V51L183 50V51H182L183 53H182L181 51H179ZM226 50H227V49H226ZM40 51H41V50H40ZM43 51H41V52L44 53ZM88 51L90 52V55H91V56H88V55H89V52H88ZM93 51L95 52L94 55L91 54V52H93ZM126 51H127V52H126ZM130 51H131V52H132V51H133V52L135 51V52H134V53H131ZM137 51H138V52H137ZM153 51H155V52L157 53V56H156V54H155ZM164 51H165V52H164ZM184 51H185V52H184ZM215 51H216V53H215ZM50 52H51V51H50ZM50 52H49L48 55H52L51 57H52L53 59H55V58L58 56V54H57V56H56L55 54H53V53L51 54ZM78 52H79V54H80V52H81V54H82L81 56H83V57H81V56L79 55V58H78ZM82 52H83V53H82ZM94 52H93V53H94ZM106 52L109 54L108 56H107V53H106ZM144 52H145V54H143ZM152 52H153V53H152ZM191 52H192V51H191ZM223 52H224V53H223ZM69 53H70V52H69ZM86 53H88V54H86ZM98 53H99V55H98ZM102 53H103L104 55H102ZM125 53H126V55H125ZM63 54L59 55V57H61V56L63 57ZM96 54H97L98 56H95ZM129 54H130V55H129ZM150 54H151L152 56H151ZM160 54H161V57H162V56H166V55H163L162 53H160ZM168 54H169V55H168ZM186 54H187V53H186ZM193 54L190 53V56H189L190 58H189V57L187 58V57L184 56V59H188V60L191 59V62L193 63V61H192L193 58L191 57ZM67 55H69L68 52H67ZM67 55H66V56H67ZM105 55H106V56H105ZM114 55H115V54H114ZM114 55H113V56H114ZM148 55H150L151 57H148ZM158 55H159V56H158ZM178 55H175L176 58L178 57L180 60H181V58L183 59V57L178 56ZM54 56H56V57H54ZM85 56H88V57L85 59ZM117 56H118V55H117ZM122 56H123V57L125 56V57L123 58ZM128 56H129V57H128ZM131 56H132V58H131ZM140 56H141V57H140ZM168 56H169V57H168ZM175 56H174V57H175ZM223 56H225V57H223ZM49 57H50V56H49ZM59 57L56 58L58 61L55 59V60H56V63H55L56 66H57V63H58V62L60 63L59 60H60L61 58H59ZM67 57H68V56H67ZM80 57H81V58H80ZM90 57H91L92 59H91ZM106 57H108V58H110V59H108V58H106ZM111 57H112V56H111ZM137 57H138V59H137ZM143 57H145V59H144ZM152 57H153L155 60H154ZM174 57H173V58H174ZM216 57H217V58H218V57L220 58V60H219V58L217 59L218 62H217V60H216ZM52 58H51V59H52ZM70 58H71V56H70ZM70 58L68 57V58H66V59L68 60V59H70ZM89 58H90V59H89ZM95 58H97V59L95 60ZM115 58H116V55H115ZM133 58H134L133 62L130 61V60H132ZM156 58H157V59H156ZM165 58H166V59H165ZM173 58L170 57L169 60L167 59V60L164 62V64L167 65V63H169V62L171 63L172 60H173ZM176 58H175V59H176ZM49 59H50V58H49ZM51 59H50V61H52ZM62 59L64 60L65 58H62ZM73 59H72V60H73ZM83 59H84V60H83ZM106 59H107V60H106ZM122 59H123V61H124V59H126V61H124V63H123V62H122ZM128 59H130V60H128ZM142 59H144V60H142ZM147 59H148V61H147ZM149 59H150V60H149ZM152 59H153V60H152ZM184 59H183V60H184ZM63 60H61V61H63ZM67 60H66V61H67ZM70 60H71V59H70ZM72 60H71V61H72ZM80 60L84 61V64H86V61H85V60H87L89 63H90V62H94V63H91V65H90V64H87V66H86V65H84ZM89 60H90V61H89ZM94 60H95V61H94ZM97 60H99V61L97 62ZM114 60H115V59H114ZM117 60H116V62H117ZM145 60H146V61H145ZM151 60H152L153 62H152ZM180 60H179V61H177V60L174 61V60H173V61H174L173 63H175V62H176V63H175L173 66H172L173 63H171V65H170V66H172L171 68H170L169 65H167V66H169V67H166V70H167V69L170 70V69H172V68H173V70H176V69L180 68V69H178L179 72H181L182 69H183V70H186V71H183V70H182V72H183V75H182V76H185V78L182 77V80H183V81L187 80V78L193 77V75H195L196 72L199 73V70H200V71L202 70V69L200 68V69H197L198 71H195V72H194V69H193V68H196V67H195V66L193 67L192 64L190 63V61L186 60L185 64L189 62V63H190V64H189L190 66H189L188 64H187V66H188L189 68L192 67V68L189 69V71H188L187 66L184 65V63L181 62V61H183V60H181V61H180ZM214 60H215V61H214ZM71 61H70V62H71ZM79 61H80V63H79ZM101 61H102V60H101ZM167 61H168V62H167ZM184 61H185V60H184ZM54 62H55V61H54ZM96 62H97L98 65L96 64ZM121 62H122V63H121ZM125 62H128V63H125ZM129 62H130V64H129ZM148 62H149L150 64H149ZM52 63H53V62H51V65H52ZM81 63H82V64H81ZM113 63H114V64H113ZM170 63H169V64H170ZM177 63H178V64L180 63V64L178 65ZM200 63H202V61H201ZM214 63H215V64H214ZM55 64L53 63L52 66H54V69L57 70V68H55ZM64 64H66V63H64ZM94 64H95V65H94ZM124 64H126V65H124ZM128 64H129V65H128ZM151 64L154 65L153 68H151V67H152ZM182 64H183V65H182ZM61 65L63 66V64H61ZM73 65H71V66H73ZM88 65H89V67H88ZM102 65H103V64H102ZM122 65H123V66H122ZM127 65H128V66H131V67H129V69H128V66H127ZM175 65H176V66L178 65L179 67H176ZM223 65H224V66H223ZM65 66H67V65H65ZM100 66H101V65H100ZM100 66H99V67H100ZM126 66H127V67H126ZM174 66H175V67H174ZM184 66H186V68H185ZM205 66H206V67H205ZM217 66H216V68H217ZM132 67H133V68H134V67L137 68V70H136L135 68H134V69H131ZM148 67H149V68H148ZM214 67H215V66H214ZM61 68H63V67H61ZM66 68L69 69L68 67H66ZM100 68H102V66H101ZM100 68H97V69L100 70V72H101V69H100ZM121 68H123V70H121ZM150 68H151V69H150ZM169 68H170V69H169ZM175 68H176V69H175ZM184 68H185V69H184ZM216 68H215V69H216ZM97 69H96V71H97V73H99ZM111 69H110V70H111ZM113 69H114V71H113ZM117 69H118V70H117ZM126 69L131 70L132 75H131L130 71H126ZM147 69H148V70H147ZM149 69H150V70H149ZM152 69H153V70H152ZM192 69H193V70H192ZM221 69H223V68H221ZM69 70H70V69H69ZM73 70H74V68H73ZM85 70H84V71H85ZM106 70H104V71H106ZM115 70H116V71H115ZM124 70H125V71H124ZM133 70H134V71H133ZM135 70H136V72H135ZM151 70H152V71H151ZM205 70H202V71H205ZM216 70H217V69H216ZM216 70H215V71H216ZM219 70H220V68H219L217 71L219 72ZM104 71L102 70L101 73H103ZM157 71H158V70H157ZM157 71H156V72H157ZM159 71H160V70H159ZM176 71H177V70H176ZM176 71H174V72H176ZM187 71H188V72H191L192 74L194 73V74H193V75H192V74H190V75L188 74V75L190 76V77H189L188 75H185V74H184V72L188 73ZM207 71H206V72H207ZM215 71H214V73H215ZM217 71H216L215 74H216V75L218 74L219 76H221L222 74H220V73H221L222 71L219 72V73H218ZM90 72H91V74H90ZM93 72H94V74H93ZM117 72H118V73L121 72L122 74H123L124 72H126V73L129 72L131 77L127 76V74H126V77H129V79H128V80H127V79H124V78H126V77H124V74H123V75H122V78H121V76H119L121 73L118 75ZM133 72H135V73H137V72L140 73V74L137 73L136 75H137V76L140 75L143 79L146 78L145 81H142L143 79H142L140 76L137 77L136 75H134L135 73H133ZM148 72H151V73H148ZM153 72H154V75H153ZM174 72H173V73H174ZM182 72H181V73H182ZM206 72L204 73L205 75H203V76H206V77H207ZM66 73H67V72H66ZM114 73H115V74H114ZM116 73H117V74H116ZM129 73H128V75H129ZM141 73H145V76H144V74H143V76H142ZM146 73H147V74H146ZM67 74H69V71H68ZM74 74H75V75H74ZM112 74H113V75H112ZM148 74H149V75H148ZM174 74H175V73H174ZM202 74H203V72L201 73V75H202ZM210 74H209V75H210ZM215 74H212L211 77H209V76H208V77L211 78V80H212V79H213L212 76H214ZM64 75H65V74H64ZM72 75H71V76H72ZM94 75H95V76H94ZM102 75H103V74H102ZM105 75H103V76H105ZM168 75H169V73H168ZM201 75H200V74H199V75L197 74L198 79H200V81L202 80L201 83H202V85H203V84H204V83H203V80L206 81L207 79H206L205 77L202 78ZM216 75H215V76H216ZM82 76H83V77H82ZM108 76H107V77H108ZM110 76H112V77H110ZM115 76H116V77H115ZM118 76H119L120 78H118ZM132 76H133V77L135 76V77H134L135 79H134ZM150 76H151V78L154 76L153 79H149ZM155 76H156V77H155ZM187 76H188V77H187ZM195 76H196V75H195ZM215 76H214V77H215ZM219 76H218V77H219ZM69 77H70V76H69ZM105 77H106V76H105ZM208 77H207V78H208ZM218 77H217V80H216V81H218ZM70 78H71V77H70ZM80 78H81V79L83 78V79L80 80ZM96 78H97V77H96ZM98 78H99V76H98ZM98 78H97V80H100V78H102L103 80H106V79H107V78L104 79L102 76H100L99 79H98ZM111 78H112V79H111ZM130 78H131V79H130ZM136 78H137L138 80H139L140 78H141V79L138 81ZM154 78H155V82H154ZM160 78H161V79H160ZM194 78H196V77H194ZM204 78H205V79H204ZM75 79H72V81L75 80ZM102 79H101L100 81H102ZM122 79L125 81V83H126L127 85H125V83H124V81H122ZM157 79H158V80H157ZM176 79H177L178 81H176ZM196 79H197V78H196ZM215 79H216V78H215ZM83 80H84V81H83ZM92 80H91V81H92ZM95 80H96V79H95ZM95 80H94V81H95ZM97 80H96V81H97ZM130 80H132V81L135 80V81L132 82V81H130ZM152 80H153V81H152ZM156 80H157V81H160V80H161V81H160V82H157ZM94 81H92V82H94ZM115 81L118 82V83H116ZM128 81H129V82H132V83H134V84H131V85H130V83L128 84ZM136 81H137V82H136ZM140 81L143 82V83H141ZM146 81H148L149 84H150L151 82H154V83H151V84L149 85ZM149 81H150V82H149ZM174 81H175V84H171V83L174 82ZM207 81H208V80H207ZM212 81H213V80H212ZM78 82H80V83H78ZM97 82H98V81H97ZM105 82H106V81H105ZM107 82H108V81H107ZM135 82H136V83H135ZM164 82H165V83H164ZM177 82L179 83V85H178ZM197 82L199 83V80H198ZM209 82H210V83H213L214 81H213V82L209 81ZM87 83H88V82H87ZM120 83H121V84H120ZM122 83L125 85V86L123 85L125 88H123ZM137 83H138V85H137ZM139 83H140L141 85L143 84V86H145L146 89H145V87H144L145 90L141 91V90L143 89V87L140 86ZM144 83H146V84H148V85H144ZM158 83H160V86H159V85H156V84H158ZM161 83H162V84H161ZM60 84H61V83H60ZM60 84H59V85H60ZM65 84H66V82H65ZM82 84H83V83H82ZM84 84H83V85H84ZM88 84H90V83H88ZM96 84H97V83L95 82V85H96ZM101 84H102V82H101ZM107 84H106V85H107ZM117 84H119V85H117ZM184 84H185V83H184ZM208 84H209V83H208ZM83 85H82V87H83ZM92 85H93V84H92ZM92 85H90V87H92ZM103 85L105 86L104 83H103ZM103 85H102V86H103ZM120 85H121V86H120ZM128 85H129V86H128ZM132 85H134V86H133L134 88H132ZM135 85H136L137 87L139 86V87L142 88V89L137 88ZM152 85H154V87L152 88V91H154L153 89H157V90L155 91V93L158 91L156 94H155L154 92L151 93V90H150L149 93H148V90H149V89H147V86H148V88L150 87V89H151ZM166 85H167V86H166ZM171 85H172V86H175V87H172ZM202 85H199V89H200V92L203 93V99H204V97H205V93H204V92H205V89H203ZM204 85H206V82H205ZM209 85H210V86H209ZM209 85H208V89H209V90H212V87H214V86L211 87V84H209ZM73 86H74V85H73ZM96 86H97V85H96ZM98 86H99V82H98ZM155 86H156V87H155ZM169 86H170V87H169ZM80 87H81V86H80ZM84 87H85V85H84ZM88 87H89V86H88ZM88 87H87V88H88ZM99 87H101V85H100ZM116 87H117V88H116ZM130 87H131V88H130ZM160 87H162V88H160ZM163 87H167V89L165 88L166 90H165V89L163 90ZM186 87L188 88V86H186ZM206 87H207V86H206ZM210 87H211V88H210ZM71 88L73 89V87H71ZM74 88H75V87H74ZM97 88H98V87H97ZM97 88H95V89L93 88V89L96 90ZM102 88H103V89H102ZM119 88H120V89H119ZM121 88H122V89H121ZM126 88H128V89H126ZM169 88H173V89L175 88L176 91L173 90V89H169ZM177 88H179V89H177ZM77 89H78V88H77ZM79 89H80V88H79ZM81 89H82V88H81ZM85 89H86V88H85ZM100 89L103 90V91L106 90V89H104V87H101ZM112 89H113V90H112ZM125 89L127 90V92H126ZM137 89H138V91H137ZM199 89H198V91H199ZM208 89H207V90H208ZM63 90H64V89H63ZM63 90H62V91H63ZM65 90H67V89H65ZM69 90H70V89H69ZM88 90H89V89H88ZM88 90L86 91L87 93H88ZM90 90H91V89H90ZM118 90H119V91H118ZM139 90H140V92H142V93L147 92L148 95L150 94L151 96L156 95V97L154 96V97H155V99H154V97L151 98L150 95H149V96H147L148 98L145 99L144 97H142V96H145V94L143 95L142 93L139 92ZM171 90H172V91H171ZM178 90H179V91H178ZM209 90H208V91H209ZM78 91H79V90H78ZM80 91H81V90H80ZM80 91H79V92H80ZM82 91H83V89H82ZM92 91H93V90H92ZM96 91H97V90H96ZM98 91H99V89H98ZM98 91H97V92H98ZM113 91H115V92L117 91L118 93H115V92H113ZM121 91H122V92H121ZM136 91H137V94H136ZM159 91H161L162 93H160ZM166 91H168V93H167ZM169 91L172 92V93H170ZM66 92H67V91H66ZM75 92H76V91H75ZM104 92H106V91H104ZM128 92H129V93H128ZM138 92H139L140 94H139ZM164 92H165V93H164ZM194 92H195V94H196L197 96H198V95H201V93L198 94V93H196V91H194ZM206 92H207V91H206ZM210 92H211V91H210ZM67 93H68V92H67ZM67 93H65L66 96H67ZM72 93H73V92H72ZM89 93H90V92H89ZM92 93H93V92H91L90 94H92ZM101 93H102V91H101L100 93H96V92L94 91L93 94H97V95H94L93 97L96 96V97H95V100H96V98H97V101L95 102L94 99H93V102H95V104L91 101L92 104H93V106H95V105H97V104H98V106H100L99 103H100V101H101V100H100L101 98H99V100H100V101H99V100H98V96H99V94H100V95L103 94L104 97H102V99L105 98V96H106L105 94H108L107 92H106L105 94H104V93L101 94ZM113 93L116 94V96H115V95H112ZM122 93H123V94H122ZM125 93H127V94H125ZM153 93H154V94H153ZM159 93H160V94H159ZM163 93H164V94H163ZM169 93H170V96H169ZM175 93H176V94H175ZM192 93H193V92H192V90H191V93H190V94L192 95V97L195 96V94H194V93L192 94ZM59 94H60V93H59ZM61 94H62V93H61ZM65 94H62V95H64L63 97L65 98V100L67 99V101H68V98L71 97V96L68 95V96H67L68 98H67V97H65ZM74 94L76 95V93H74ZM74 94H73V96H74ZM77 94H78V93H77ZM93 94H92V95H93ZM118 94H119V95H118ZM141 94H142V95H141ZM152 94H153V95H152ZM181 94H182V93H181ZM181 94H180V97L178 96L179 98H178V97L176 98V101H177V102L179 101V103L181 102L180 100L182 99V98H181ZM207 94H208V93H207ZM62 95H61V96H62ZM86 95H87V94H86ZM92 95H91V97H92ZM122 95H123V96H122ZM157 95H158V96H157ZM164 95H165V96H164ZM174 95H175V97H174ZM107 96H108V95H107ZM110 96H109V99H110ZM134 96H135V98H134ZM136 96H137V97L140 96L141 99H142V98L145 99V100L143 101V104L141 103V101H142L143 99L140 100V98L138 97V98H139V99H138V98H136ZM159 96H160V97H159ZM162 96H164V97L162 98ZM167 96H168V97H167ZM63 97H62V98H63ZM89 97H90V95H89ZM127 97H128V96H127ZM130 97H129V98H130ZM145 97H146V96H145ZM157 97H158V100H157ZM165 97H166V98H165ZM170 97H171V98H170ZM192 97H191V98H192ZM198 97H199V96H198ZM71 98H72V97H71ZM107 98H108V97H107ZM107 98H106V99H107ZM120 98H122V99H120ZM169 98H170L171 101L169 100ZM180 98H181V99H180ZM201 98H202V96H201ZM90 99L92 100V98H90ZM106 99H105V100H106ZM109 99H107V100L109 101ZM111 99H112V98H111ZM111 99H110L109 102L106 100L107 102L105 101V103H108V104H109V103L111 102ZM132 99H131V100H132ZM150 99H151V100H152V99H153V100H156L157 102H154L153 100L151 101ZM159 99H161V100H159ZM167 99H168V100H167ZM177 99H178V100H177ZM179 99H180V100H179ZM199 99H200V97H199ZM199 99H198V101H197L196 99H195V100H196L198 103H200V102L202 103V100L199 101ZM70 100H71V99L69 98V101H68L69 103H67V101H66V103H67L68 105L63 104V103L61 102V100H60V103H61L62 106H60V103L57 101V102L59 103V106L62 107V110H61V108L57 105V106L59 107V110L62 111L61 115L64 114V115L62 116V118L64 117L63 119L68 118V114H69V113H67V112H68V107H69L70 104H71V103H70V102H71ZM103 100H104V99H103ZM112 100H113V99H112ZM116 100H115V102H116V104H117L118 101H116ZM126 100L130 102V99H129V100L126 99ZM126 100L124 99L123 102H125ZM135 100H133V101H135ZM164 100H165V103H164ZM193 100H194V99H193ZM62 101H64V100L62 99ZM86 101H87V100H85V102H86ZM98 101H99V103H97ZM158 101H159V102H158ZM160 101H161V102H160ZM176 101H175V102L173 101L174 104L176 103ZM196 101H191L190 104H192L193 107H198L199 105L197 104ZM72 102H73V100H72ZM88 102H89V101H88ZM115 102H114V103H115ZM131 102H132V101H131ZM149 102H150V103H149ZM152 102H153V103H152ZM166 102H168V103H166ZM173 102H172V104H173ZM204 102H208V101H206V98H205V101H203V103H204ZM55 103H56V102H55ZM55 103H54V104H55ZM64 103H65V102H64ZM96 103H97V104H96ZM101 103L104 104V101H102ZM101 103H100V104H101ZM118 103H119V102H118ZM126 103H127V102H126ZM126 103H125V104H126ZM135 103H136V105H139V102H136V101H135L134 104H135ZM137 103H138V104H137ZM157 103H158V104H157ZM159 103H161V104H159ZM162 103H164V104H162ZM203 103H202V104H203ZM50 104H51V103H50ZM103 104H101L102 107H104ZM127 104L131 105V104H133V103H127ZM127 104H126V105H127ZM134 104H133L132 106H134ZM148 104H149V107H148ZM153 104H154L156 107L159 106V105H160V106L157 107L158 109H156L155 106H154V107L152 106ZM156 104H157V105H156ZM166 104H167V105H166ZM206 104H207V103H206ZM206 104H205V105H206ZM106 105H107V104H106ZM129 105H127V106H129ZM164 105H165V106H164ZM169 105H171V104H169ZM175 105H177V104H175ZM175 105H171V106L173 107V108H172L173 110H174L176 107L179 106V105H178V106H175ZM52 106H53V108H51V109H52L51 112H52V114L55 115V113H56L55 111H57L58 109L56 108L57 110H55L53 103H52ZM55 106H56V105H55ZM57 106H56V107H57ZM63 106H64L65 109L63 108ZM83 106H84V105H83ZM87 106H88V104H87ZM89 106H90V105H89ZM91 106H92V105H91ZM101 106H100L99 109L97 108V109H98L97 112L101 109ZM107 106H109V105H107ZM116 106H117L118 108H119V107H124V106H119V104L116 105ZM200 106H201V105H200ZM203 106H204V105H203ZM203 106H202V109L199 107V108L201 109V112L204 111ZM50 107H51V106H50ZM50 107H49V108H50ZM71 107H72V106H71ZM96 107H97V106H96ZM111 107H112V106H111ZM111 107H110V108H111ZM117 107H115V109H117ZM130 107H131V106H130ZM136 107H137V106H136ZM136 107H135V108H136ZM147 107H148V108H147ZM161 107H162V109H161ZM168 107H169V106H168ZM35 108H37V107H35ZM88 108H89V107H88ZM91 108H92V107H91ZM91 108H90V109H91ZM94 108H95V107H94ZM104 108H105V107H104ZM112 108H113V107H112ZM132 108H133V107H131V109H132ZM137 108H139V107H137ZM141 108H142V109H141ZM159 108H160V109H159ZM204 108H205V106H204ZM51 109H50V110H51ZM53 109H54V111H53ZM63 109H64V110H63ZM83 109L85 110V108H83ZM95 109H96V108H95ZM113 109H114V108H113ZM113 109H112V110H113ZM124 109H127V108H124ZM129 109H130V108H129ZM153 109H155V110H153ZM169 109H171V108H168V109H166V110L169 111ZM192 109H194V108H192ZM200 109H199V110H200ZM65 110H66V111H65ZM69 110H70V107H69ZM105 110H106V108H105ZM109 110H111V109H109ZM121 110H122V109H121ZM127 110H128V109H127ZM135 110H136V109H135ZM137 110H138V109H137ZM147 110H148V111H147ZM150 110H151V111L153 110L152 113H151V112L148 113ZM160 110H162L163 113H162V111H160ZM196 110H197V109H196ZM202 110H203V111H202ZM63 111H64V113H63ZM82 111H83V110H82ZM86 111H87V110H85V113H86ZM91 111H92V110H91ZM124 111H125V110H124ZM133 111H134V109H133ZM158 111H159V112H158ZM53 112H55V113H53ZM58 112H60V111H58ZM58 112H57V113H58ZM97 112H96V113H97ZM100 112H102V111H100ZM128 112H129V111H128ZM142 112H143V111H142ZM43 113H44V112H43ZM43 113H40V114H42V116H43L42 118H44V119L46 118V115H48V117H50V118H51V116H54V115H52L51 113H50L51 115H49V114H48L49 112H48V113L45 112L46 115L44 116L45 113H44V114H43ZM102 113H104V111H103ZM107 113H108V112H107ZM114 113H115V112H114ZM131 113H132V111H131ZM136 113L140 114L139 111L135 112V114H136ZM161 113H162V114H161ZM172 113H173V112H172ZM65 114H66V116H65ZM86 114H88V113H86ZM86 114H85V118L83 117V119L88 120V119H86L87 116H88V115L86 116ZM100 114H101V113H100ZM104 114H105V113H104ZM110 114L112 115L111 111H110ZM120 114H121V113H120ZM123 114H124V113H123ZM148 114H150V115L153 114V115H152L153 118H152L151 116H149V117H151V119H150V118L148 117ZM165 114H166V111H165L164 115H165ZM170 114H171V113H169V115H170ZM61 115H60V113H59V116H61ZM83 115H84V112H83ZM89 115H90V114H89ZM108 115H109V114H107V116H108ZM113 115H114V114H113ZM121 115H122V114H121ZM127 115H128V113H127ZM164 115H163V117H164ZM59 116H58V118L60 119ZM80 116H82V115H80ZM93 116H94V115H93ZM95 116H96V114H95ZM99 116H100V115H99ZM119 116H120V115H119ZM122 116H123V115H122ZM137 116H138V115H137ZM137 116H136V119H137ZM139 116H140V115H139ZM139 116H138V117H139ZM172 116H173V114L171 115V117H172ZM55 117H57V115H55ZM69 117H70V116H69ZM90 117H92V114H91L88 118H90ZM101 117H102V115H101ZM101 117L98 118V119H101ZM103 117H104V116H103ZM105 117H106V114H105ZM116 117H117V116H116ZM133 117H134V116H133ZM165 117H169V119H170V116H168V114H167V116L165 115ZM173 117H174V116H173ZM58 118H57V119L54 118L53 120H57V121H58ZM78 118H80V117H78ZM78 118H75V117H74V122H73L70 118H68V120L70 119V121H72V122L74 123V128H79V127H80V126H79L80 123H79V124H75V123H78V122L75 121V120L78 119ZM96 118H97V116H96ZM107 118H108V117H107ZM127 118H128V117H127ZM140 118H141V117H140ZM46 119H49V118H46ZM46 119H45V120H46ZM90 119H91V118H90ZM93 119H94V118H92V119L89 120L88 122L92 121ZM98 119H97V120H98ZM104 119H105V118H104ZM104 119L101 120V123H102V124L104 123L103 125H105V126H103V127H105V128L102 129V132H104L103 130H105L106 128H108V127H106V124H107V123L104 122V121H105ZM108 119H110V118H108ZM115 119H116V118H115ZM119 119H121V118H119ZM124 119H126V117H125V118H122V120H124ZM131 119H132V118H130L129 121H131ZM133 119H134V118H133ZM138 119H139V118H138ZM143 119H142V120H143ZM152 119H154V121H153ZM156 119L158 120L157 117H156ZM169 119H168V120H169ZM45 120H44V121H45ZM68 120L65 119L64 122H68ZM94 120H95V119H94ZM112 120H113V119H112ZM116 120H117V119H116ZM151 120L153 121V123H152ZM159 120H158V121H159ZM168 120H167V121H168ZM171 120H172V118H171ZM48 121H50V120H47V122H48ZM51 121H52V119H51ZM51 121L48 122V123H51ZM57 121H54V123H51V125L56 123L54 126H55V127H56V125L58 126ZM60 121H61V122H60ZM60 121H59V122L62 123L63 120H60ZM83 121H84V120H83ZM102 121H103V122H102ZM108 121H109V120H108ZM134 121H135V119H134L132 122L134 123ZM47 122L45 121V122H44L45 127L43 126V128H44L43 131H44V132L46 131V129L49 130V131H46V133H47V132H51V130H52V129H50L52 126L49 125ZM59 122H58V123H59ZM64 122H63V124H64ZM72 122H70V123L72 124ZM94 122H95V121H94ZM98 122H99V124H100V121H99V120H98ZM109 122H112V121H109ZM124 122H125V123H129V122H127V121H124ZM132 122H130V125H132V126L134 127L135 124L137 123V121H135L136 123H134V125L132 124ZM139 122H140V121H139ZM164 122H165V121H164ZM46 123H47V124H46ZM95 123H96V122H95ZM115 123H116V124H114V125H118V126H119V127H118V130L120 131V129L122 128V127H120V126L123 124V122H122V124H121V121H120V124H121V125L119 124V120H118L117 122L115 121ZM145 123H146V120H145ZM159 123H161V122H159ZM165 123H166V122H165ZM85 124H86V123H85ZM88 124H89V123H88ZM109 124H110V123H109ZM111 124L113 125V122H112ZM141 124H142V123H141ZM161 124H162V123H161ZM167 124H168V123H167ZM59 125H62V124H59ZM76 125H78L79 127H78V126L75 127ZM82 125H83V122H82ZM82 125H81V126H82ZM125 125H126V124H125ZM130 125H129L128 127H130ZM163 125H164V124H163ZM11 126H12V125H11ZM18 126L20 127L19 129L22 130V126H20L19 123H18ZM46 126H47V127H46ZM98 126L100 127L101 124L98 125ZM110 126H111V125H110ZM138 126H139L140 129H142V126L140 125V123L137 124L136 127H138ZM143 126H144V123H143ZM145 126H146V124H145ZM159 126H161V125H159ZM13 127H14V126H13ZM15 127H16V129H18L17 126H15ZM48 127H49V128H48ZM123 127L125 128V126H123ZM136 127H134V128H136ZM71 128H73V125L71 126ZM95 128H97V127H95ZM101 128H102V126H101ZM112 128H113V127H112ZM119 128H120V129H119ZM139 128H138V130H140ZM144 128H145L146 130H148V131L146 132V130H144ZM150 128H152L153 131H149V130H152V129H150ZM13 129H14V128H13ZM16 129L14 130L15 133H17V137L15 138V140H17V138H18L17 142H18V145H19V146H18V145H17V146H18L19 149H18L17 147H15V146H16V145H15L14 148H17V149H14V150L12 149V151H14V152H12V153H14V154H16L15 150H16V151H17V150L20 151V147H21V146H20L19 143L22 142L21 144H23V142H25V143L27 142V140H26L27 138H26V139H23V138H25V137H23L24 135L22 136V134H23L22 131H21V133H20L19 129H18V130H16ZM127 129H128V128H127ZM10 130H12V127H11ZM68 130H69V129H68ZM75 130H77V129H75ZM118 130H116V131H117L119 134H118V135L115 134L116 136L114 135V137H113V141H114V140L116 141L118 138L120 139V137H121V135H122V134H121V131L119 132ZM138 130H137V131H138ZM16 131H18L20 134H19L18 132H16ZM69 131H70V130H69ZM71 131H72V129H71ZM73 131H74V130H73ZM98 131L100 132V128L98 129ZM110 131H113V133L115 132L114 130H110ZM110 131H109V130L107 131V129H106V131H105L103 134H102V132L100 133V134H101V138H100V136L98 137V138H100V140H102V142L105 140V141H104V143L106 142L105 144L109 143V142H108V141H110L109 139L112 138V137L109 138V137H110V136H109V135H110V134H109ZM123 131L125 132L124 129H123ZM12 132H13V130H12ZM74 132H75V131H74ZM74 132H73V133H74ZM130 132H131V133H130ZM142 132H145L146 134H147V133H148V134L146 135V134H144V133H142ZM151 132H152L153 134H151ZM9 133H11V131H10ZM15 133H11L12 135H10V136L13 137V135H14ZM46 133H43V135L45 134V135L47 136L48 133H47V134H46ZM75 133H76V132H75ZM106 133H107V136H106V137H108L107 139L104 138L105 135H106ZM113 133H112V134H113ZM115 133H116V132H115ZM122 133H123V132H122ZM156 133H158V132H156ZM156 133H155V134H156ZM165 134H166V132H165ZM165 134H164V135H165ZM18 135H19L20 137H19ZM157 135H158V134H157ZM157 135H156V136H157ZM164 135L161 134V136H164ZM46 136H45L44 138H42V137H41V138H42L43 140H46V139L48 138V136H50V134H48L47 138H46ZM102 136H103L104 139H102ZM117 136H118V138H117ZM122 136H123V135H122ZM125 136H126V134H125ZM154 136H155V135H154ZM154 136H152V138H153ZM161 136H160V138H161ZM14 137H15V135H14ZM14 137H13V139H14ZM22 137H23V138H22ZM115 137H116L117 139H116ZM150 137H151V136H150ZM49 138H50V137H49ZM49 138H48L47 140H49ZM152 138H151V139H152ZM157 138H159V137L157 136ZM160 138H159V139H160ZM19 139H22V140H20V142H19ZM123 139H124V136H123ZM126 139H127V137H126ZM15 140H13V141L15 142ZM24 140H26V141H24ZM47 140H46V141H47ZM50 140H52V139L50 138ZM111 140H112V139H111ZM130 140H131V139H130ZM137 140H138V141H137ZM147 140L150 142L149 139H147ZM28 141H29V140H28ZM36 141H38V140H36ZM54 141H55V140H53L52 142L49 141V142H51V143H49V144L51 145L52 143H54ZM124 141H125V140H124ZM124 141H123V142H124ZM144 141H145V140H144ZM17 142H16V144H17ZM34 142H35V141H34ZM34 142H33V144H34ZM43 142H44V141H42L41 143H43ZM102 142H101V143H102ZM118 142H121V144H122V139H121L120 141L118 140ZM118 142H117V143H118ZM142 142H141V143H142ZM25 143H24V144H25ZM38 143H39V141H38ZM104 143H103V144H104ZM124 143H125V142H124ZM126 143H128V142H126ZM139 143H140V142H139ZM141 143H140V144H141ZM145 143H147V141H146V142H143V144H145ZM24 144L22 145V148H21V151H22V149H23V151H22V152H19V153H18V151H17V153H18L19 155H16V156H19L20 159H23L22 157H26V158H27V157H28V154H29V152H31V150L34 151V152H33L34 154H36V153H35V152H36L35 148H36V149H39V150H40V149L42 150V148H41L42 145H40V143L37 144V142H36L37 145H40L39 147H38V146H35L36 144H35V145H33V144H32V145H28V142H27L26 144H27L28 146H30V147H27L26 144H25V146H24ZM105 144H104V145H105ZM129 144H130V145H127V146H126L128 149H129L130 146L133 145V144L131 145V142H129ZM143 144H141L142 146H140V147L138 146V148H137L138 151L141 149V147H145V146H146V145H143ZM118 145H120V144H118ZM118 145H117V147H115L116 150L118 149ZM134 145H133V146H134ZM137 145H139V144H137ZM137 145H136V147H137ZM31 146H32L33 148H32ZM34 146H35V147H34ZM123 146H125V145L123 144ZM123 146H121V147H123ZM26 147H27V148H26ZM37 147H38V148H37ZM105 147H108V145L105 146ZM134 147H135V146H134ZM134 147H132V148L134 149ZM147 147H148V146H147ZM25 148H26L27 150H26ZM31 148H32V149H31ZM44 148H45V147H44ZM44 148H43V149H44ZM46 148H49V149H50V148H52V147H46ZM46 148H45L43 151H45V150L50 151V150H51V149L49 150V149H46ZM127 148H125V153H124V154H131V151H130V153H126ZM130 148H131V147H130ZM139 148H140V149H139ZM145 148H146V147H145ZM148 148H150V147H148ZM148 148H146L145 150H146L147 152L150 153V151H149L150 149L148 150ZM33 149H34V150H33ZM119 149H120V150L122 149V152H123V150H124L123 148H120V147H119ZM24 150H25V151H24ZM41 150H40V151H41ZM58 150H59V149H58ZM70 150H71V149H70ZM130 150H131V149H130ZM145 150L142 149V150L139 151V153H142L141 155H143L144 153H146L147 156H148V155L150 156V154L147 153ZM26 151H27L28 153H27ZM37 151H38V150H37ZM40 151H38V154L36 155V157L34 156L33 153H32V154L30 153L31 155L34 156V157L31 156V157H33V159H32L31 157H28L27 159L24 158L25 160L22 161V160H20V159L18 158V159L20 160V162L22 161V165L19 164V161H18L17 157H16V156H13V158L15 157V158L17 159V160L15 159V164H16L15 166H17V164L20 165V167H19V165L17 166L18 169L15 167V168L17 169L15 172H18V171H19V168H21V167H22L21 169H23L24 167H25L24 169H26V171H25L24 169H23L24 171L22 170V173H23V174H21V169H20V171L17 173V175H15L16 177H17L19 174H20V176L24 175L25 172H26L25 175L28 174V176H29L30 173H27V172H29V171L32 172L31 169H32V170H33V169L35 170V169H36V166L41 170V168H42V167H41V165H42L41 162H45V160L48 158V157H46V156H44V155H48L49 157H52V158L54 157V158H55V156H53L52 154H51L52 156H50V155L47 153L48 151H46L45 153H47V154H44V155H43V153H42L43 151H41V152H40ZM128 151H129V150H128ZM135 151H136V150H135ZM138 151H137V152H138ZM142 151H143V152H142ZM23 152H24V154L27 153V155L25 156L24 154H22ZM74 152H75V151H74ZM122 152H121V153H122ZM133 152H134V150H133ZM133 152H132V153H133ZM20 153H21V154H20ZM41 153H42V154H41ZM54 153H56V152H54ZM59 153H60V155H59ZM62 153H66L65 150H64ZM69 154H70V151H69V150H68V152H67V155H68V156H67L66 154H61V151H58V152L56 153V155H58V156H56V159H60V160H59L60 163H59L58 160L51 162V161L53 160L52 158L50 159V161H48L49 158L47 159L48 162L46 161L47 163L45 162V163H46L45 165L51 163V164L48 165V167L51 165L50 168L47 167L49 170L52 169L53 173H50L51 175H52V174H53V175H54V174L56 175V173H58L57 171H58L59 167H60V166H64V164H61V163H63V161L65 162L66 159H67L68 157L71 156V155H69ZM136 154L139 155L138 153H135V155H136ZM21 155H23V156H21ZM63 155H64V157H66V158L61 157V156H63ZM65 155H66V156H65ZM73 155H74V154H72V156H73ZM135 155H134V156H135ZM137 155H136V156H137ZM141 155H139V156H141ZM20 156H21V157H20ZM38 156H40V157H38ZM139 156H137V158H138ZM145 156H146V155H145ZM37 157H38V158H37ZM41 157H43V158H41ZM44 157H45V158H44ZM60 157H61V158H60ZM75 157H77V156H75ZM29 158H30V159H29ZM39 158L44 159V160H42V161L40 160L41 162H39ZM73 158H74V157H73ZM74 159H75V158H74ZM138 159L140 160V158H138ZM36 160H38V161H36ZM61 160H63V161H61ZM68 160H69V159H67V162H68ZM70 160H72V159L70 158ZM70 160H69V163L72 162V161H70ZM76 160L78 161V159H76ZM57 161H58V162H57ZM80 161H82V160H80ZM25 162H27V163H26L27 166H28V163H30V164H29V170H27V166H24ZM34 162H35V163H34ZM38 162H39V163H38ZM67 162H66V163H67ZM137 162H139V161L137 160ZM33 163H34V164H33ZM40 163H41V164H40ZM31 164L33 165V167L31 166ZM35 164H36V165H35ZM38 164H40V165H38ZM52 164H60V165L58 166V165H52ZM70 164H71V163H70ZM75 164H77V163L74 161V166H75ZM77 165H78V164H77ZM39 166H40L41 168H40ZM55 166H57L58 169H57ZM71 166H72V165H70V167H71ZM74 166H73V167H74ZM45 167H46V166H45ZM45 167H44V168H45ZM53 167L57 169L56 173L54 172V170H56V169H54ZM75 167H76V166H75ZM78 167H79V165H78ZM78 167H76V168H78ZM30 168H31V169H30ZM38 168L36 169L35 174L37 173V174H41V175H42V173H44V172H42V173H38V172H41L40 170L38 171ZM76 168L74 169L75 171H76ZM81 168H82V167H81V165H80V169H81ZM53 169H54V170H53ZM72 169H73V168H72ZM34 170H33V171H34ZM49 170H46L47 175H48V172H47V171H49ZM77 170H79V169H77ZM43 171H45V170H43ZM50 171H51V170H50ZM75 171H74V172H75ZM15 172H12V173L15 174ZM72 172H73V170H72ZM14 174H12V175H14ZM33 174H34V172L32 173V175H33ZM37 174H36V175H37ZM50 174H49V176H50ZM44 175H45V174H44ZM33 176H34V175H33ZM49 176H48V177H49ZM59 176H60V175H59ZM59 176H58V177H59ZM31 177H32V176H31ZM51 177H52V176H51ZM58 177H57V178H58ZM32 178H33V177H32ZM58 180H59V178H58ZM72 181H74V180H72ZM72 181L70 180L69 182L72 183ZM58 182H59V181H58ZM60 182L63 184L64 181H61V180H60ZM66 182H67V181H66ZM61 183H59V184H61ZM71 183H70V184H71ZM64 184H65V182H64ZM66 184H67V185H66ZM66 184H65V186H67V188H68V187H69V185H68L69 183H66ZM77 184H78V187H79L80 184H79V183H77ZM77 184L74 183V185H75L74 188H78V187H76ZM72 185H73V184H71L69 188H72V187H73ZM32 186H33V185L30 186L29 191H30V190H33V192H35V190H36L37 187H35V186L32 187ZM71 186H72V187H71ZM32 188H35V189H32ZM30 192H32V191H30ZM33 192H32V193H33ZM43 211H44V210H43ZM44 212H45V211H44ZM105 218H106V217H105ZM103 219H104V218H102V220H103ZM262 223H264V181H263V185H262V191H261V193H260L258 199H256V201H254V210H253V214H252V217H251V220H250L249 224L247 225V228H246V230H245V233L243 234V240H246V241H247V240H253L254 238H253V232H252V231H254V232L257 233V232H258V228H257V227H258L260 224H262ZM83 226H84V225H83ZM82 229H84V228L82 227ZM85 229H86V228H85ZM85 229H84V230H85ZM82 231H83V230H82ZM84 232H85V231H84Z\"/></svg>",
  "mask_w": 264,
  "mask_h": 264
}]
</instances>
